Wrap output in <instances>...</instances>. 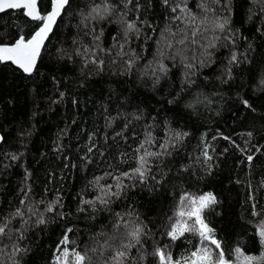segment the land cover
I'll return each mask as SVG.
<instances>
[{
	"label": "trees",
	"instance_id": "obj_1",
	"mask_svg": "<svg viewBox=\"0 0 264 264\" xmlns=\"http://www.w3.org/2000/svg\"><path fill=\"white\" fill-rule=\"evenodd\" d=\"M108 2L115 7L110 18L84 22L103 0H71L33 75L0 64V222L17 209L24 213L11 220V239L0 238V264H13L17 229L24 235L20 246L28 249L16 257L20 264H55L68 229L70 250L87 251L93 264H105L112 250L97 242L111 243L118 235L117 214L124 217L121 224L135 221L151 234L142 238V248L129 250L126 264H157L151 253L160 245H169L173 258L180 259L199 238L186 233L170 241L163 234L169 218H175L180 195L207 192L218 202L205 219L228 258L235 264L236 247L259 257L264 251L255 235L264 221V5ZM175 4L186 5L187 13H173ZM39 6L44 14L51 10L50 0ZM21 11L0 15V40L12 43L19 34L34 32L38 22ZM193 16L197 25L208 17L195 43ZM223 19L224 32L213 31L214 21ZM125 21L135 22L139 31L125 37ZM85 49L89 54L77 55ZM91 52L102 67L91 63ZM233 52L237 63H229ZM142 143L149 152L163 153L150 158L145 183L122 178L126 187L106 196L107 185L117 192L115 178L137 167ZM253 204L259 215L252 214ZM49 205L54 211L46 210ZM41 215L45 223L38 225Z\"/></svg>",
	"mask_w": 264,
	"mask_h": 264
},
{
	"label": "snow or ice",
	"instance_id": "obj_2",
	"mask_svg": "<svg viewBox=\"0 0 264 264\" xmlns=\"http://www.w3.org/2000/svg\"><path fill=\"white\" fill-rule=\"evenodd\" d=\"M215 3H219L220 0H214ZM261 3L264 5V0H253V3ZM51 10L46 14L42 13L40 10V0H0V13H4L6 10H16L21 11V14L29 18L32 22H38L37 27L30 36L24 34H19L14 38L12 43H5L3 40H0V64H10L14 65L17 69L21 70L26 75H32L37 68V62L41 58V51L45 47V41L48 39L49 34L52 32L54 25L57 22L58 17L64 12L66 7L69 6L70 0H50ZM133 0H124V6L132 4ZM165 7H169V0H163ZM139 4L135 5V10L139 11ZM115 10L114 5L108 2V0H103V3L94 6L91 11L83 17L84 22L90 20H105L112 16ZM179 10L181 13H187V7L181 6L180 4H175L171 6V11L176 13ZM206 11H208L206 9ZM261 11H264V7L261 8ZM139 19V17H137ZM173 19H182L181 16H174ZM196 18L191 17L190 26L192 31L190 37L193 43H195V38L198 34H202L201 27L202 25L208 23V17H205L200 25L195 23ZM227 19L215 20L213 31L219 30V32H224L225 25L227 24ZM125 32L124 35L127 37L129 32H138L139 29L135 22L125 21ZM85 27H88V24L85 23ZM207 31L208 29H204ZM91 31L94 33L95 28L93 27ZM88 34L87 32L85 33ZM175 36V33H173ZM95 40L99 39V36L93 37ZM218 38V37H217ZM188 39V34L185 33L181 36L178 41L179 44L183 45L185 40ZM214 46V45H213ZM169 47H172L170 44ZM179 51V50H178ZM89 54L88 49H85L84 52L77 51V55H87ZM95 52H91L93 59L91 63L97 64L98 66H103L102 60L95 59ZM71 58V57H69ZM237 55L235 52L232 53L229 63H237ZM129 68L132 67L133 61H125ZM160 70L166 72L167 69L164 65H160ZM247 103V102H245ZM179 139V134L176 136ZM3 140V137H0V141ZM163 147V146H162ZM139 155L137 159V167L132 169L130 172H124L121 176L116 177L117 180L116 188L117 192L112 193V185H107V192L105 195H118L119 190L126 185L120 183V180L123 179H136L139 183H145V180L148 176V173L151 171V162L150 158L159 157L163 153H154L149 152L147 149H144L143 143L136 149ZM92 149L89 148V152ZM167 149L165 148V152ZM207 156V152H205ZM13 159L16 157L13 156ZM210 159V157H208ZM248 161L251 162L253 157L249 155L247 157ZM102 178H96V182ZM152 179H155V176H152ZM160 181H157L159 183ZM101 204H105L108 201L103 197H97ZM217 199L212 192L203 193L201 195H193L190 193H184L179 197L178 208L175 212V218H169L170 223L167 226V230L163 233L170 241L175 242L181 237H184L186 233H191L194 236L199 238L197 246L194 247V250L190 251L188 254L182 256L180 259H174L171 252L168 251L169 245H160L154 247L153 255L156 258L157 264H234L232 260L226 255L225 249L222 247V242L216 238L214 229L209 226L205 219V212L212 210L213 206L217 204ZM25 201L21 200V204H24ZM56 203H59V198ZM85 204H94L95 201H84ZM253 215H259L256 211V205H252ZM48 212L54 211L52 205H49L46 209ZM29 213H32V209H28ZM80 211H84L83 208ZM34 214V213H33ZM118 222L115 227L118 230V235L113 236L111 243L109 239H105L103 242L98 241L101 249L108 250L110 252V260H106L105 264H126L129 259V250L140 245L143 247V243H146V240L142 241L143 237H150V233L145 232V225L133 221L131 224L124 222L123 224L120 221L124 220L123 216L117 214ZM15 217H24V213L17 209L11 216L0 222V238L11 239L12 229L9 227L11 220ZM25 224L28 223L27 220L24 221ZM36 223L44 224L45 219L41 215L36 220ZM123 227L125 231L119 232V229ZM19 235L16 237V240L11 245L10 256L13 260V264H20L16 257L20 256L22 253H26L28 249L20 246V241L24 239L23 231L21 229L16 230ZM72 230L68 229L67 232L63 235L62 240L57 245L56 251L60 253L55 257V264H93L92 258L88 255L87 251L81 253L76 249H69L68 244L69 236ZM255 235L258 237L259 243L264 248V221H262L257 228ZM7 247V245H5ZM93 251H96L94 248ZM236 256L235 264H264V251L261 252L259 257L246 255L240 247L234 249ZM143 259V256H141Z\"/></svg>",
	"mask_w": 264,
	"mask_h": 264
},
{
	"label": "water",
	"instance_id": "obj_3",
	"mask_svg": "<svg viewBox=\"0 0 264 264\" xmlns=\"http://www.w3.org/2000/svg\"><path fill=\"white\" fill-rule=\"evenodd\" d=\"M41 1V0H40ZM71 1V0H70ZM70 4V3H69ZM67 8V7H66ZM66 10V9H65ZM65 10H64V12H65ZM9 11H16V10H6L4 13H6V12H9ZM64 12L61 14V16L60 17H58V19H57V22H56V24L54 25V27H53V29H52V32L49 34V37H48V39L45 41V47L42 49V51H41V57H42V55H43V52H44V50H45V48H46V45L48 44V42H49V40H50V38L52 37V35L54 34V31H55V29H56V27H57V25H58V23H59V21H60V19L62 18V16L64 15ZM4 13H0V15L1 14H4ZM29 19V18H28ZM30 20V19H29ZM41 59V58H40ZM40 59L38 60V62H37V66H38V64H39V62H40ZM14 66V65H13ZM15 67V66H14ZM21 71V70H20ZM22 72V71H21ZM35 72V71H34ZM34 72H33V74H34ZM23 73V72H22ZM32 74V75H33ZM26 75V74H25ZM27 76H29V75H27ZM31 76V75H30ZM0 137H3V135L1 134V132H0ZM3 141H4V138H3V140L2 141H0V146L2 145V143H3Z\"/></svg>",
	"mask_w": 264,
	"mask_h": 264
}]
</instances>
